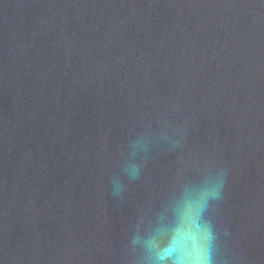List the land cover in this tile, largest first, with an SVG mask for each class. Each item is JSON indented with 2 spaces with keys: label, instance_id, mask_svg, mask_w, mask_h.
<instances>
[{
  "label": "water",
  "instance_id": "water-1",
  "mask_svg": "<svg viewBox=\"0 0 264 264\" xmlns=\"http://www.w3.org/2000/svg\"><path fill=\"white\" fill-rule=\"evenodd\" d=\"M211 162L220 254L264 264V0H0V264H142Z\"/></svg>",
  "mask_w": 264,
  "mask_h": 264
},
{
  "label": "clouds",
  "instance_id": "clouds-1",
  "mask_svg": "<svg viewBox=\"0 0 264 264\" xmlns=\"http://www.w3.org/2000/svg\"><path fill=\"white\" fill-rule=\"evenodd\" d=\"M173 144L179 145L175 140ZM128 155L136 160L148 151L143 137L129 141ZM142 163L127 162L123 172L129 179H139ZM228 170L214 163L205 165L197 181L188 184L180 195L144 230L136 235L134 245L142 249V264H229L220 254V234L212 219L214 206L223 199ZM114 195L125 191L119 177L111 180ZM227 234V233H225Z\"/></svg>",
  "mask_w": 264,
  "mask_h": 264
}]
</instances>
